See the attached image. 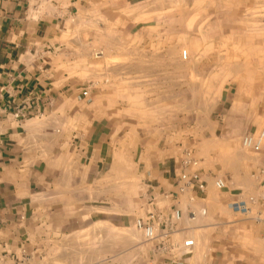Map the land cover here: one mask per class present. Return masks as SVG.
<instances>
[{
  "label": "rangeland",
  "instance_id": "374dc122",
  "mask_svg": "<svg viewBox=\"0 0 264 264\" xmlns=\"http://www.w3.org/2000/svg\"><path fill=\"white\" fill-rule=\"evenodd\" d=\"M67 24L57 57L75 104L45 114L39 125L87 123L95 102L129 121L102 125L108 143L96 148L106 162L94 163L95 177L83 175L86 163L66 145L65 154L57 147L45 155L48 194L36 199L28 234L0 250V264H111L87 256L88 241L126 237L132 246L143 238L133 222L145 214L144 187L156 179L142 169L157 160L169 182L198 171L206 183L194 203L187 193L178 200L195 244L183 257L264 264V203L245 214L231 208L259 194L264 166V153L241 145L244 133L264 129V0H108ZM188 157L195 166L183 165ZM215 178L225 181L223 190Z\"/></svg>",
  "mask_w": 264,
  "mask_h": 264
},
{
  "label": "crops",
  "instance_id": "0c3cea01",
  "mask_svg": "<svg viewBox=\"0 0 264 264\" xmlns=\"http://www.w3.org/2000/svg\"><path fill=\"white\" fill-rule=\"evenodd\" d=\"M107 1L0 0L1 251L9 250L20 237L28 234L30 217L40 207L36 199L48 194L52 184L49 179L53 176L45 155L53 153L57 147L62 148L58 152L65 154L66 145L78 164L86 163L83 175L95 177L98 172L96 162H106L99 156L104 143H108L102 125H124V121H129L120 113L118 118L111 109L113 107L106 102L104 105L95 102L88 107L91 118L87 123L72 125L71 128L69 125H39L45 114L58 112L70 102L75 104L74 92L64 73V61L57 57L64 49L66 34L70 32L67 22L72 17L97 13L100 5ZM125 1L129 3L130 0ZM78 107L77 115L80 116L83 107ZM18 111L23 115L20 119L14 116ZM96 146H100L99 152ZM163 163L157 160L142 169L143 177L156 179L144 187L148 191L147 195L146 191L143 193L146 211L152 206L148 202L152 196L156 197L154 203L160 206H179L178 200L182 195L173 198L161 196L162 192H175V181L169 182L167 171L159 168ZM96 221L86 225L90 227ZM100 221L118 227L112 220ZM184 223L183 216V226ZM184 227L182 238L189 236L188 228ZM100 242L104 245L99 246ZM88 244L87 256L104 258L106 263L169 264L167 256H154V242H146L143 238L130 246L126 237L113 239L105 235L99 240L90 239ZM185 254L188 253L176 254L182 264H206L192 261L194 253L183 257Z\"/></svg>",
  "mask_w": 264,
  "mask_h": 264
},
{
  "label": "built area",
  "instance_id": "2783aa9c",
  "mask_svg": "<svg viewBox=\"0 0 264 264\" xmlns=\"http://www.w3.org/2000/svg\"><path fill=\"white\" fill-rule=\"evenodd\" d=\"M185 55V54H184ZM83 96L88 95L87 90L81 92ZM18 119L23 115L19 111L14 114ZM241 145L245 149L254 153H264V129L258 131H249L242 135ZM183 165L185 167L195 166L196 161L191 157L184 159ZM186 169V168H185ZM257 176L259 178L260 191L256 197H249L247 200L239 199L231 203V208L239 213H247L250 209V204L260 202L264 203V166L258 168ZM175 192H162L163 198H173L178 195L189 194V200L194 203L197 197V192H203L206 188V183L202 179L198 171H183L178 175L174 183ZM214 187L217 190L225 188V181L222 178H215ZM156 199L152 196L148 202L152 203L151 208L145 212L144 215L137 216L134 219L133 226L141 232L144 241L154 242L152 252L154 256L158 257L165 255L169 259V264H182L176 258L177 253H189L194 247L193 239L190 237L176 238L174 235L181 236L186 228L183 224V211L177 205H170L165 207L154 203ZM202 215L205 214V208L199 211ZM190 219H195L198 211L194 207L188 209ZM258 220L264 221L258 217Z\"/></svg>",
  "mask_w": 264,
  "mask_h": 264
}]
</instances>
